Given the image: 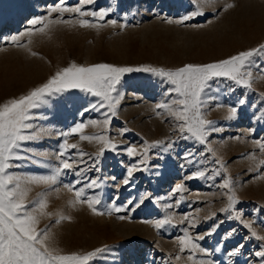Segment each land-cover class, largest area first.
<instances>
[{
    "label": "rangeland",
    "instance_id": "obj_1",
    "mask_svg": "<svg viewBox=\"0 0 264 264\" xmlns=\"http://www.w3.org/2000/svg\"><path fill=\"white\" fill-rule=\"evenodd\" d=\"M77 2L66 0L68 6H76ZM57 3L0 0V103L26 94L72 62L177 68L224 59L264 44V0H95L85 10L111 9L99 28L80 26L75 13H64L62 17L52 13L53 21L72 23L53 22L43 31L33 30L22 37V46L8 41V37L31 28L29 21L34 17L48 16ZM230 3L234 7L221 10ZM197 6L204 16L178 22ZM108 20L117 23H106ZM252 71L256 77L252 89L220 82L209 93L216 99L203 109L204 116L221 129L208 137L215 155L195 140L179 139L176 122L155 107L168 99L165 92L169 86L150 73L124 76L117 114L106 132L102 123L106 109L92 111L90 104L95 98L78 90L53 97L48 105L36 110L39 118L29 131L37 133L38 139L23 142L19 154L24 158L14 159L10 171L22 176L49 175L62 159L74 165L72 170L62 172L55 184L30 186L29 200L47 202L45 212L50 215L40 217L39 227L49 230V245L63 253H87L108 246L109 251L90 264H192L190 253L181 252L178 242L187 229L194 238L205 237L196 240L206 250L197 253V259L209 264H261L254 253L262 250L264 241L252 237L248 228L220 212L228 204V189L220 185L230 178L240 201L235 211L264 236V165L260 163L264 151L256 144L258 140L264 142V97L260 95L264 93V62ZM241 99L245 103L238 105ZM232 107H237L236 116L227 119ZM92 120L101 123L88 124L84 133L107 135L117 144L116 151L106 150L97 158L94 154L102 144L81 141L79 135H62L77 123ZM65 139L69 144H79V149H69L61 157ZM156 141L161 142L160 146L151 149L147 163L141 165L147 171L134 173V186L125 185L126 169L141 159L129 157L126 148L133 146L143 152L146 142ZM170 141L174 143L167 148ZM80 150L87 153L82 160ZM189 152L192 157L186 156ZM198 171L205 176L188 178ZM77 179L83 183L98 180L101 187L87 194H99L103 206H110L113 197L118 196L116 205L127 207L96 215L86 203L73 206L70 201L75 199V188L82 186L72 187ZM180 184L184 191L174 192ZM141 197L148 198L135 207ZM60 214L71 219L58 220ZM165 217H171L172 224L157 229L156 221ZM216 224L219 227L212 231ZM232 230L234 234L228 237ZM209 232L211 235H206ZM241 244L244 247L239 253L230 255Z\"/></svg>",
    "mask_w": 264,
    "mask_h": 264
},
{
    "label": "snow or ice",
    "instance_id": "obj_2",
    "mask_svg": "<svg viewBox=\"0 0 264 264\" xmlns=\"http://www.w3.org/2000/svg\"><path fill=\"white\" fill-rule=\"evenodd\" d=\"M94 3L95 0H78L76 6H68L66 0H58V3L50 9L48 16L34 17L29 21L31 28L7 39L10 43L21 45L22 37L26 34L30 35L33 30L43 31L53 22L72 23L70 20L63 19L53 21L50 19L52 13H59L61 17L64 13H75L78 17L76 23L80 26L99 28L102 26L99 22L105 21V17L109 15L111 9L85 10L86 5H93ZM232 7H234V4L230 3L221 10ZM204 15V11L197 6L196 10L184 15L178 22L183 23ZM93 21L97 22L94 23ZM106 23L115 25L117 21L108 20ZM38 25L39 28H37ZM123 26H126V24ZM259 62H264V44L239 51L224 59L209 63H188L177 68L153 67L150 65L138 67L117 66L109 63L82 65L72 62L69 66L56 71L46 82L32 88L26 94L0 103V264H90L98 256H102V254L109 251L108 246H103L87 253H63L61 250L49 245L48 241L51 236L47 227H39L40 217L50 214L45 212L47 207L45 199H38L35 202L28 199L31 191L30 186L34 184H55L62 172L73 169L74 165L69 162V159H62L60 166L56 167L49 175L22 176L10 171L15 166L12 163L14 159L24 158L19 154L23 142L38 139L37 133L29 131L34 128L33 121L39 118L36 110L48 105L53 97L60 96L70 90H78L95 98V102L90 104L92 111L106 109L102 121L106 132L112 117L117 114V108L121 100L120 85L124 76L134 72L150 73L161 78L162 82L169 86L165 92L168 99L157 103L155 107L157 110L167 112L168 116L176 122V130L181 134L179 139L195 140L199 144L205 145L207 151L215 155L208 143V137L214 132L221 131V129L215 126L214 121L206 119L204 116L203 109L212 100L216 99L209 93L213 86H218L220 82H231V84L252 89L253 81L256 78L253 76L252 69L258 67ZM231 90L234 91V89ZM260 95L264 97V93ZM244 103V99L238 101V105ZM84 111H89V108H85ZM236 113L237 107L230 108L227 119L235 118ZM157 114L159 115L160 111ZM100 123L96 120L77 123L62 135H79L81 141H96L102 144L103 146L99 152L94 154L98 158L106 150L116 151L118 147L107 135H86L84 133V129L88 124L98 125ZM124 131H128V129L125 128ZM160 143L159 141L146 142L143 152L138 151L133 146L126 148L125 151L129 157H141V159L126 169V176L123 180L125 185L132 184L135 172L147 171V168H142L141 165L147 163L148 152L153 148H158ZM173 143L170 141L167 148H170ZM256 144L261 151H264V142L258 140ZM61 147L60 156L64 157L69 149H79V144H69L65 139ZM78 155L82 160L87 153L80 150ZM192 155L190 152L186 154L187 157H192ZM189 163H192V160H189ZM216 163H221V161L217 160ZM260 163L264 165V160H261ZM224 171L226 172L227 169H224ZM78 175H82V172ZM204 176L203 171H198L193 177L188 178ZM76 184H82V186L75 188ZM72 187L75 188V199L70 203L73 206L76 203H86L96 215H103L105 212L111 214L112 211L120 212L127 207L126 205H116L115 201L119 199L118 196L113 197L110 206H103L99 194L88 195L90 189L101 187L97 179L89 180L87 183L77 179ZM220 187L228 189V204L221 208L220 212L228 214V219L237 220L248 228L252 237L264 241V236L258 235L255 229L252 228V224L242 219V213L235 211V206L240 201L232 188L231 179H225ZM183 191V184L177 185L174 189L176 193ZM147 198L141 197L135 207H138ZM128 204H132V201L129 200ZM254 211H260V209ZM212 215L214 217L216 214L213 213ZM124 218L123 216L120 217V219ZM211 218L206 217L205 219ZM64 219H71V217L60 214L58 220ZM261 223H264V221H261ZM171 224L172 218L165 217L156 221L155 227L163 229L166 225ZM191 226L194 227L195 224ZM218 227L219 224H216L212 231H215ZM234 232L235 230H232L227 236L231 237ZM206 235H211V232L206 233ZM204 238V236L194 238L188 233L187 229L184 230L182 236L178 237L180 251L190 253L189 259L192 264H209L208 261L197 259V253H204L206 250L202 249L196 240H203ZM243 247L242 244L238 245L230 255L238 254ZM261 249L256 251L254 255L261 258V264H264V244L261 245Z\"/></svg>",
    "mask_w": 264,
    "mask_h": 264
}]
</instances>
